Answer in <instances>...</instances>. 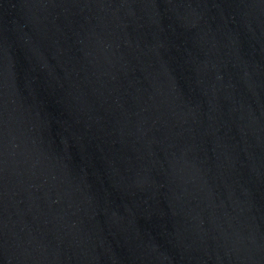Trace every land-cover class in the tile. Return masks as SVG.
Returning <instances> with one entry per match:
<instances>
[{"label": "water", "instance_id": "1", "mask_svg": "<svg viewBox=\"0 0 264 264\" xmlns=\"http://www.w3.org/2000/svg\"><path fill=\"white\" fill-rule=\"evenodd\" d=\"M0 264H264V0H0Z\"/></svg>", "mask_w": 264, "mask_h": 264}]
</instances>
